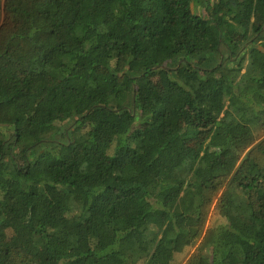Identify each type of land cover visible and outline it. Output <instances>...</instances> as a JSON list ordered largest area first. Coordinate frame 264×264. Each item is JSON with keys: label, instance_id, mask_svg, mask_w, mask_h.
<instances>
[{"label": "trees", "instance_id": "obj_1", "mask_svg": "<svg viewBox=\"0 0 264 264\" xmlns=\"http://www.w3.org/2000/svg\"><path fill=\"white\" fill-rule=\"evenodd\" d=\"M0 264H264V0H0Z\"/></svg>", "mask_w": 264, "mask_h": 264}, {"label": "rangeland", "instance_id": "obj_2", "mask_svg": "<svg viewBox=\"0 0 264 264\" xmlns=\"http://www.w3.org/2000/svg\"><path fill=\"white\" fill-rule=\"evenodd\" d=\"M205 134L206 133H203L202 135H200L198 138H196V139H191V140H188V143L189 144H191V145H193V146H195V147H198L199 146V144L202 142V140L204 139V137H205ZM213 208H214V206H213ZM212 217V218H211ZM217 217V212H216V210L214 209L213 211H212V214H210V220H209V222L212 220V219H215Z\"/></svg>", "mask_w": 264, "mask_h": 264}]
</instances>
